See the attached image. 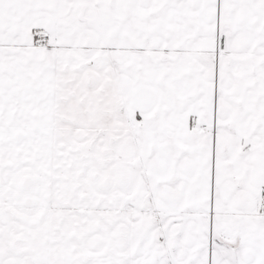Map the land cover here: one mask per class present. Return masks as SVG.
I'll use <instances>...</instances> for the list:
<instances>
[{"label":"snow or ice","instance_id":"1","mask_svg":"<svg viewBox=\"0 0 264 264\" xmlns=\"http://www.w3.org/2000/svg\"><path fill=\"white\" fill-rule=\"evenodd\" d=\"M0 264H264V0H0Z\"/></svg>","mask_w":264,"mask_h":264}]
</instances>
